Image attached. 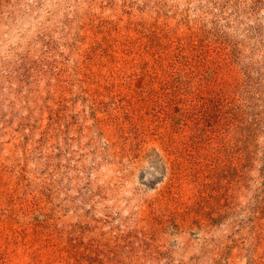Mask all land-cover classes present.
<instances>
[{"label": "rangeland", "instance_id": "374dc122", "mask_svg": "<svg viewBox=\"0 0 264 264\" xmlns=\"http://www.w3.org/2000/svg\"><path fill=\"white\" fill-rule=\"evenodd\" d=\"M0 264H264V0H0Z\"/></svg>", "mask_w": 264, "mask_h": 264}]
</instances>
